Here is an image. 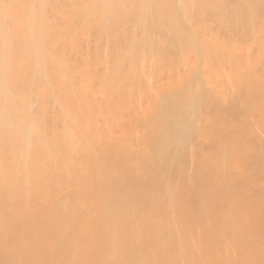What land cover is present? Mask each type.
<instances>
[{"label": "bare ground", "instance_id": "1", "mask_svg": "<svg viewBox=\"0 0 264 264\" xmlns=\"http://www.w3.org/2000/svg\"><path fill=\"white\" fill-rule=\"evenodd\" d=\"M0 264H264V0H0Z\"/></svg>", "mask_w": 264, "mask_h": 264}]
</instances>
